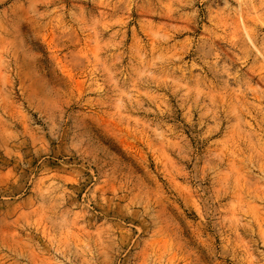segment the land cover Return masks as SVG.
Here are the masks:
<instances>
[{"label": "rangeland", "instance_id": "1", "mask_svg": "<svg viewBox=\"0 0 264 264\" xmlns=\"http://www.w3.org/2000/svg\"><path fill=\"white\" fill-rule=\"evenodd\" d=\"M0 264H264V0H0Z\"/></svg>", "mask_w": 264, "mask_h": 264}]
</instances>
